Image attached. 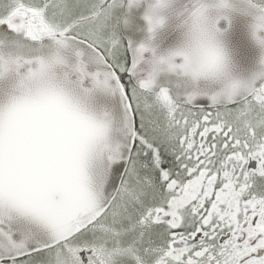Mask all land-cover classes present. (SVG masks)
I'll return each mask as SVG.
<instances>
[{"label": "snow or ice", "instance_id": "6c2138e0", "mask_svg": "<svg viewBox=\"0 0 264 264\" xmlns=\"http://www.w3.org/2000/svg\"><path fill=\"white\" fill-rule=\"evenodd\" d=\"M0 264H264V0H0Z\"/></svg>", "mask_w": 264, "mask_h": 264}, {"label": "water", "instance_id": "95a60500", "mask_svg": "<svg viewBox=\"0 0 264 264\" xmlns=\"http://www.w3.org/2000/svg\"><path fill=\"white\" fill-rule=\"evenodd\" d=\"M145 5L141 3L139 7L133 8L131 10L130 16L132 20V27H122L121 31L124 36L134 39L136 42L142 40L146 35V21L143 18ZM174 79V77L161 75L159 77V82L162 85L171 86L168 81Z\"/></svg>", "mask_w": 264, "mask_h": 264}]
</instances>
